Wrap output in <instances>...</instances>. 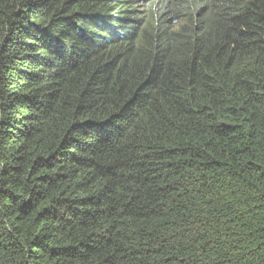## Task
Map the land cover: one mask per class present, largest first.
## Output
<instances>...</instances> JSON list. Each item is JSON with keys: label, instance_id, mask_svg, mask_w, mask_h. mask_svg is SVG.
Returning a JSON list of instances; mask_svg holds the SVG:
<instances>
[{"label": "trees", "instance_id": "16d2710c", "mask_svg": "<svg viewBox=\"0 0 264 264\" xmlns=\"http://www.w3.org/2000/svg\"><path fill=\"white\" fill-rule=\"evenodd\" d=\"M0 264H264V0H0Z\"/></svg>", "mask_w": 264, "mask_h": 264}, {"label": "bare ground", "instance_id": "6f19581e", "mask_svg": "<svg viewBox=\"0 0 264 264\" xmlns=\"http://www.w3.org/2000/svg\"><path fill=\"white\" fill-rule=\"evenodd\" d=\"M199 41V40H198Z\"/></svg>", "mask_w": 264, "mask_h": 264}]
</instances>
